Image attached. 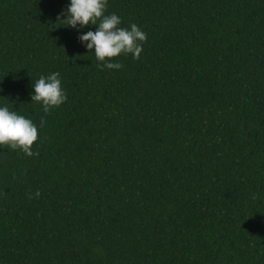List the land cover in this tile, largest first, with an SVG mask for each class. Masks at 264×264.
Instances as JSON below:
<instances>
[{
    "label": "trees",
    "instance_id": "trees-1",
    "mask_svg": "<svg viewBox=\"0 0 264 264\" xmlns=\"http://www.w3.org/2000/svg\"><path fill=\"white\" fill-rule=\"evenodd\" d=\"M68 4L0 0V104L68 95L39 156L0 149V264H264V0H109L148 35L119 71Z\"/></svg>",
    "mask_w": 264,
    "mask_h": 264
},
{
    "label": "clouds",
    "instance_id": "clouds-1",
    "mask_svg": "<svg viewBox=\"0 0 264 264\" xmlns=\"http://www.w3.org/2000/svg\"><path fill=\"white\" fill-rule=\"evenodd\" d=\"M108 4L109 0H69L60 20L68 28L83 33L78 39L88 52H94L101 70L119 71L124 65L117 58L131 56L140 60L148 35L135 23L123 27L119 15L108 14ZM89 26L96 27V31L83 32ZM32 89L31 103L40 105L45 116L68 100L60 72L41 75L32 83ZM45 116L40 118L37 126L32 119L0 104V149L6 146L27 157L39 156V151L33 149L38 144V127L43 129L47 123ZM40 196L41 192L37 190L35 197Z\"/></svg>",
    "mask_w": 264,
    "mask_h": 264
}]
</instances>
